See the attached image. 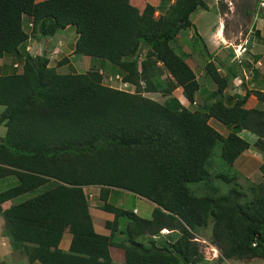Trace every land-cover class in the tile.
Instances as JSON below:
<instances>
[{"label": "trees", "instance_id": "obj_1", "mask_svg": "<svg viewBox=\"0 0 264 264\" xmlns=\"http://www.w3.org/2000/svg\"><path fill=\"white\" fill-rule=\"evenodd\" d=\"M165 2L0 0V58L17 56L23 68L0 74V105L5 106L0 124L7 127L0 140V179L16 178L0 191V216L12 248L30 262H207L196 238L211 220L212 242L221 254L209 264L264 258V162L263 181L249 187L252 196L234 167L252 146L264 151V108L246 106L249 92L224 94L238 75L235 62L223 74L219 65L225 64L208 61L205 74L217 86L213 97H219L196 101L201 85L187 61L189 53L179 52L173 42L184 29L194 28L202 37L191 15L208 6L205 0ZM25 16L31 17L35 33L75 26L74 52L110 62L136 90L106 84L98 69L61 71L47 55L30 53ZM68 62L66 56L58 65ZM177 87L195 107L173 95ZM256 93L264 103V92ZM213 119L229 133L213 126ZM244 130L257 136L253 144L240 134ZM218 145L222 161L215 169ZM212 178L229 187L219 191ZM191 184L212 190L199 193ZM91 185L100 189V208L114 214L106 222L110 235L95 229L85 189ZM113 188L154 202L151 217L112 203ZM6 202L11 204L4 208ZM166 227L179 237L159 241ZM66 229L72 233L67 251L60 246ZM111 245L125 250L124 263L114 261Z\"/></svg>", "mask_w": 264, "mask_h": 264}, {"label": "rangeland", "instance_id": "obj_2", "mask_svg": "<svg viewBox=\"0 0 264 264\" xmlns=\"http://www.w3.org/2000/svg\"><path fill=\"white\" fill-rule=\"evenodd\" d=\"M154 2H156V0H154ZM169 2L170 0H167V2L165 3L167 4ZM171 2H173V0H171ZM205 2L208 8L206 9L200 7L193 14V18L196 20L197 24L202 27V32H199L202 37L196 35L194 29L192 28V30L184 29L180 32L179 38L174 41V45L176 44L179 47V52H181L180 49L182 48L187 49V51H189V57L196 58V60L193 58L192 60L195 61L194 65L195 68L198 69V71L199 69L203 70L204 61H206L207 59H211L209 58L210 53L216 55L217 64L222 63L226 66H229V64L235 62L237 64H243L246 67V70H248V67H250V64H252V61H249L252 50L256 48L258 51L261 50L260 52H264V0H205ZM156 14H159V12ZM24 18L26 29L31 34L30 37H33L36 40L39 39V42L44 44V46H42L43 49H40L41 47L37 48V51L40 50L43 52L42 54L47 55L46 53H44L46 51H50L52 52V54H55V52L53 51H55V46L56 44H58L59 39L63 40L66 43L64 51L59 52L57 55L55 54L56 56H51L53 63H56L57 59L60 57L61 59L64 58V56L68 53L66 50L75 48V42L78 37L75 26H69L65 29H57L53 34L50 35H45L43 33L36 34L35 32H32V25H30L31 17L25 16ZM220 25L221 28L223 27V31L220 30V33L222 32V34L219 36L218 29ZM210 30H214L217 33L213 36L214 39L208 37L209 32H211ZM189 34L192 35L190 38L188 37ZM238 42L241 43V45L238 46L236 44ZM28 50H30V52H35V50L32 48ZM71 55L72 53L68 55L71 61L70 64L65 63L61 65V67H58L61 71H69L70 66L75 67V69L79 72H85L92 68L101 71L102 68L108 67L107 71H104L103 73L104 82L106 84H113L115 86H118L119 88L131 92H134L136 90V86L133 84H122L121 79L117 76L119 75L117 68L114 66L111 67L108 61L97 57L91 58V56L86 58L83 56L84 54L78 55L76 53L74 55L75 57ZM167 75L168 73H165L164 76ZM198 75L200 76V74ZM119 76L121 77V75ZM203 79L204 77L202 78L201 76V81ZM206 80L209 82L208 86L211 87L213 83L211 78L206 76ZM145 95L163 102L165 100V97H163V95L159 93L152 92L146 93ZM205 95V99H208V101L206 102H210L211 98H208V94ZM183 100L185 101L184 98ZM184 104L186 106L195 107V104H191V102L189 101L185 102ZM2 106L3 105H0V108H2ZM256 107L264 108V103H261ZM211 124L225 134L229 132L230 128L228 129L225 125H223L216 119L211 120ZM240 134H242V132ZM243 134L248 136V133L246 132ZM214 161L216 169L222 161L219 145L216 147ZM263 162L264 152L259 150L255 146L247 149L235 162L234 167L239 171L238 180L243 186L242 188H244L248 192L249 196H252V192L250 190L251 186L258 185L263 181V175L260 171V165ZM10 179L12 180V182L9 185L12 186L16 183L13 181V179L16 180V178L11 177ZM10 179L8 178V180ZM210 183L212 186H219V191L221 192H225L229 187L228 185H226V183H223L217 178H212ZM2 185L7 186L8 184L0 180V186ZM191 187L194 188V191L199 193H206L212 190L211 187L205 184H191ZM85 189L90 198V206L91 210L93 211V218L97 222L99 216L97 214V211L102 210L100 208V205L102 204L99 195L100 189L98 186L93 185L86 186ZM110 201L127 209L135 207L137 209V213L140 216L146 218L151 217L152 210L155 206L154 202L147 198L137 196L129 191L118 188H113L112 194L110 196ZM10 204V202H6L3 204V207L5 208ZM212 226L213 221L211 220L208 227L201 229L197 233L196 238L200 242V248L205 259L209 262L210 260H213L212 262L216 261L221 254L220 248L212 242ZM0 234H4V229L0 231ZM4 239L5 237L3 238V240ZM3 240H1L0 237V264H13L11 262L12 257L9 256V252L12 248L10 247L6 239V242L4 241L5 243L2 244ZM64 240H66V236ZM15 254L16 256H14L13 258L15 264L26 263L24 253L19 252ZM198 264L207 263H205L204 261L199 262ZM222 264H264V258L255 257L246 259H226Z\"/></svg>", "mask_w": 264, "mask_h": 264}, {"label": "crops", "instance_id": "obj_3", "mask_svg": "<svg viewBox=\"0 0 264 264\" xmlns=\"http://www.w3.org/2000/svg\"><path fill=\"white\" fill-rule=\"evenodd\" d=\"M160 1L161 0H156V2H154V0H139V2L141 3V5H144L146 2H150V3H152V4L156 5V6L160 3ZM193 14L194 13H192V15H191V20H192L193 24H195L198 32H202L201 31L202 27L197 24L196 20L193 18ZM192 29H194V28H192ZM192 29L190 28V30H192ZM220 30L223 31V27L221 28V25L219 26V29H218V35L219 36L222 34V32L220 33ZM210 31L211 32H209L208 37H210L211 39H214L213 36L215 34H217V33L214 30H210ZM36 34H38V33H36ZM179 35L177 36L176 40L179 38ZM191 36L192 35L189 34L188 37L190 38ZM174 43L175 42H173V45H174ZM236 44L238 46L241 45V43H239V42L236 43ZM25 45H26V50L27 51L30 52V50H28V49H31V48L35 50V52H30L32 54H42L43 53L40 50L37 51V48L38 47L39 48L41 47L40 49H43L42 46H44L43 43H40L39 42V39L36 40L33 37H30L29 40H28V42ZM27 46H28V49H27ZM174 46H176V48L179 49V47L176 44ZM29 47H31V48H29ZM65 47H66V43L63 40L59 39L58 40V44H56V46H55V51H53V52H55V54L57 55L59 52L64 51ZM74 49L75 48L68 49L69 51L66 50L68 53L65 56L63 54V56L64 57L67 56L69 58L68 55L70 53H72V55L74 56L76 54V53H73L74 52ZM146 50H147V47H143V49L140 52L141 58H143L145 56V51ZM181 51H184V52L189 53V51H187V49H183L182 48ZM260 51H258L256 48L254 50H252V52L250 54V57H249V61L251 60L252 61V64H250V67H248V70H246V67L243 64H238L237 65V67L235 68V71L238 70V75L236 77H234V79L231 81L228 89L224 93L225 95H234V94H242V95H245L246 93L249 92L250 93V96H249V99H248V102H247L246 106L249 104L248 106H250V107H256L257 105H260L261 104V102L259 100V97H258V94L256 92H258V91L264 92V52L263 51L260 52ZM44 53H46L47 56L50 58V64L52 66H56L57 68L58 67H61V66L58 65V62L61 60V57L60 56H59L60 58L57 59V62L56 63H53L51 56H56V55L54 53L52 54V52H50V51H46ZM77 54L78 55H81L80 53H77ZM83 56L86 57V58L87 57H90L88 55H83ZM191 56H192V54H191ZM93 58H95V57H93ZM192 58L196 60L195 57H189L187 59V61L190 63V65L194 69V71H195V73L197 75V78L199 80V83L201 85V89L197 93V96H196V101L199 104H205L204 102L208 101V99L207 100L205 99V96H206L205 94H208V96H209L208 98H211V102L214 101V100H216L219 96H216V97H213V96L215 95V91L217 89V86H216V84L214 82L212 83V86L211 87L208 86L209 85V82L206 80V76H205L206 74H205V69H204L205 68V65H206V63L208 61L213 60V61L216 62V55L210 56L209 58H211V59H207L206 61H204L203 70H200L199 69V71H198L197 68H195V65H194V62L195 61H193ZM231 62H232V60H231ZM70 63H71V61H70V58H69L68 64H70ZM109 65H111V67L113 66L110 62H109ZM219 66H221L220 67V70H221V72L223 74H227L229 72V70H228L229 67L228 66H226V65H219ZM107 68H105V67L102 68L101 72L104 73V71H107ZM22 70H23L22 63H19V60H18L17 56H13V55L8 54V55L4 56L3 58H0V74H10V73H12L14 71L21 72ZM118 74L121 75V76H123L122 73H120L119 71H118ZM198 74H200V76ZM201 76H202V78L204 77V79L202 80L203 82L201 81ZM108 85H110L112 87H118V86H115L113 84H108ZM183 92L184 91H183V88L182 87H177L173 91V95L175 97L179 98L181 100V102L184 104L185 102H187L189 100L185 97V95H184ZM146 93H152V92H146ZM154 93H159V92H154ZM159 94H161V93H159ZM182 97L185 99V101L183 100ZM166 99L167 98L165 97V100ZM190 107H192V106H190ZM4 109H5V106H2V108H0V115H1V113H2V111ZM229 131H230V129H229ZM6 132H7V127L5 126V124H3V123L0 124V140L4 139V137L6 136ZM245 132L248 133V136L245 135V134H243ZM223 134L224 135H227L225 133H223ZM241 135L243 137H245L246 139H248L252 144H253V142L257 138V136L255 134H253V133H251V132H249L247 130L242 131V134ZM8 178L10 179L11 177H8ZM8 178L0 179L2 182H5V183L8 184L7 186L6 185L0 186V191H1L2 188L5 189V188H7V187L10 186L9 184L12 182V180L11 179L8 180ZM13 181L16 182L15 179H13ZM135 210L137 212V209L136 208H135ZM90 211H91V214H92V217H93V211L91 210V206H90ZM97 214L99 215L98 216V219H97V222L93 218V222H94V226H95L96 231L99 232V233L105 234V235H110L111 231H110L109 228L106 227V222L107 221H110V220H113L114 219V214L111 213V212L105 211V210H99V211H97ZM4 224H5V220H4V218L2 216H0V231H2L4 229ZM0 235H1L0 236L1 237V240H3V238L5 237V239L9 243L10 247L12 248L9 237L6 236V235H4V234H0ZM65 236H66V240H64ZM178 237H179V232H177V231H171L169 234H161L160 233L158 235L157 239L159 241H164V240H170V241H172V240L177 239ZM5 239L2 241V244L6 242ZM71 240H72V233H71V231L69 229H66V231L64 233V237H63V239L61 241V244H60L61 248L63 250H66V251L69 250L70 244H71ZM110 251H111V254H112V257H113L114 261H116L117 263H124L125 262V250L123 248H121L119 246H116V245H111L110 246ZM9 253H10L9 256L12 257V261L11 262L13 264H15V261H13V258H14V256H16L15 253H19V251L14 250L12 248ZM25 259H26V263L25 264H41V263H39L37 261L36 262H30L29 259H28V257L26 255H25ZM2 260H5V259H2ZM212 261L213 260H210V262L207 261L205 263L209 264Z\"/></svg>", "mask_w": 264, "mask_h": 264}, {"label": "built area", "instance_id": "obj_4", "mask_svg": "<svg viewBox=\"0 0 264 264\" xmlns=\"http://www.w3.org/2000/svg\"><path fill=\"white\" fill-rule=\"evenodd\" d=\"M30 25H32V22L30 23ZM117 76H118V78L121 79L122 84H124V85H129V84H130V83L127 82V81H123L122 77H120L119 75H117ZM194 104H195V102H194ZM161 232H162V233H168V232H169V229H168V228H164V229L161 230Z\"/></svg>", "mask_w": 264, "mask_h": 264}, {"label": "clouds", "instance_id": "obj_5", "mask_svg": "<svg viewBox=\"0 0 264 264\" xmlns=\"http://www.w3.org/2000/svg\"><path fill=\"white\" fill-rule=\"evenodd\" d=\"M194 104V103H193ZM167 228V227H166ZM164 229V228H163ZM169 229V228H168ZM171 232V230L169 229V232L167 233V234H169ZM160 233H161V231H160ZM161 234H164V233H161Z\"/></svg>", "mask_w": 264, "mask_h": 264}]
</instances>
